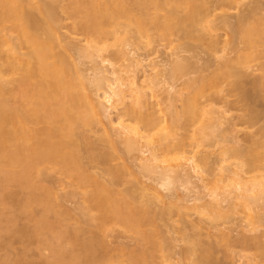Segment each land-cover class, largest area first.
I'll return each mask as SVG.
<instances>
[{"label":"bare ground","instance_id":"1","mask_svg":"<svg viewBox=\"0 0 264 264\" xmlns=\"http://www.w3.org/2000/svg\"><path fill=\"white\" fill-rule=\"evenodd\" d=\"M240 1L0 0V206L4 210L0 217L5 213L0 220L12 227L17 226L15 221L21 220L20 216L34 221V236L30 238H36L38 243L42 242L50 250L52 255L48 259L49 264H114L115 260L109 252L99 259L93 256L96 255L95 247H101L102 250L105 248V252L106 238L110 237L108 233L114 230V226L132 231L155 252L166 250L157 255L142 247L124 264H149L153 261L155 264H172L167 261L171 259L169 255L172 252L168 253V258L166 256L169 243L166 242L165 248V242L159 241L158 234L162 231H159L158 221L155 224V219H161L162 222L166 214L165 217L170 216L168 214L173 210H169V206L172 202L177 205L174 204L176 201L183 203L181 205L185 204V207L191 204L189 208L196 209V212L198 210V216L204 209V214H208L203 215H209L210 223L216 219L213 221L214 227L217 218L224 217L221 212L223 203H226L225 209L230 210L229 212L238 211L242 214V218L246 219L244 224L247 229L249 223H264V213L259 215V211H264V129L260 135H247L243 146L239 139L234 138L233 146L223 151V155L227 157L218 159L216 169L219 171V179L215 169L218 180L214 178L212 182L205 181L207 171L201 167L202 164L208 166L207 159H201L200 162L199 158L195 159L194 151L184 152L185 140L177 139L179 142L175 143L176 139L175 142L173 139L176 129H183V132H188L191 136L189 139L198 143L201 139L203 141L204 136H208L205 130L214 125L212 121L219 125L224 118V115H219V112L210 107L212 101L215 102V98L220 102L221 98L225 103L228 101L226 92L218 90L217 96L213 98L215 94L211 96L208 90L232 78L239 81L231 84L233 89L241 87L240 80L246 77L239 72L238 66L246 67L247 63H251L249 61L262 57L264 16L254 19L253 9H247L248 11H243L238 16L224 11L238 5ZM218 10L221 13L218 14ZM61 13L69 20L67 28L62 22ZM63 28L69 30H64L65 33L73 35L70 40H67L69 35L62 32ZM217 30L225 31L229 40L222 49L226 54L223 62L205 66L206 74H202V71L199 75L201 83L198 88L200 93L205 92V106L197 95L192 98L186 95L184 98L169 91L175 88L174 83H168L169 89L165 85L186 68L187 64L183 61H172L174 64L169 62L168 65L163 62L165 70L157 74L156 71L161 68L159 64L145 65L142 60L132 58L123 73L118 66L119 71L110 63L111 57L118 55L119 51L106 54L113 41H121V37L130 32L138 39L158 34L162 39L169 40L182 34L203 42L204 38L207 39L205 36H208V41L213 42L209 45L212 46L215 41L220 43ZM214 31L215 36H212L210 32ZM120 52L122 57L128 56L124 51ZM81 57L89 59L88 63L92 62L91 78L81 68V62L84 61L80 60ZM138 71H141V77L137 76ZM160 78H163L164 84ZM165 78L168 79L166 82ZM252 81L251 87L260 88L264 92V78ZM241 99L247 104L245 97ZM177 100L182 102L180 110L176 109ZM164 101L167 102V109L162 106ZM114 112H118L116 119L113 118ZM255 114L253 111L248 115L251 124L255 121ZM93 122H103L112 138H116L117 146L121 145L124 151L138 153L136 160L141 164L137 167L146 175L144 178L147 180L152 175V184H155L149 186L154 189L151 198L147 195L148 191L142 190L141 199L146 197L145 201L150 204L143 200L144 203H140L143 206L135 207L134 193L125 195L116 190L114 187L119 185L116 180L119 179L117 172L109 173L116 181L111 178L109 182H105L85 167L80 155L82 137L76 129ZM191 127H197L198 130ZM187 128H191L194 133L191 134V129L189 132ZM133 155L136 157L135 153ZM229 160H232L230 164ZM48 170L65 174L72 181L74 190L70 198L80 197L79 219L73 235H68L64 227L65 222L73 217L71 210L61 211L63 207L58 201L56 190L39 183L44 180L42 177L47 178L45 175ZM194 179L199 180V185L204 181L203 191L208 189L206 196L207 199H212H209L210 202L206 199L200 203L202 197L187 194L192 190L189 187L195 184ZM221 183L226 184L223 193L218 191ZM176 188L180 192L184 190L180 196V192L176 193ZM17 192L22 193L19 194L22 199L14 198L17 197ZM157 202L164 203V207L156 208L159 204ZM36 208L41 212H37L40 214L36 215L38 217L33 215ZM11 213L13 215L9 216ZM196 225L193 224L192 227L198 228ZM3 228L0 227V235L1 232L3 234ZM16 231L10 232L18 235ZM7 233L10 235L9 230L6 235ZM14 234L12 240L17 237ZM23 234L20 232V238ZM84 236L86 239L87 236L90 237L89 242L83 241ZM7 237L6 241L10 243ZM227 237L228 234L223 233L222 239ZM185 241L191 247L183 251V259L189 260L191 264L210 263V246H204L200 240H190L189 237ZM258 247L261 256H264V247L261 244ZM192 255H196L195 258L191 259ZM22 259L19 258V262L13 264H23ZM1 261L4 264L7 262L4 259ZM10 261L16 260H9V263ZM29 262L26 260L24 264ZM182 262L180 264H184Z\"/></svg>","mask_w":264,"mask_h":264},{"label":"rangeland","instance_id":"2","mask_svg":"<svg viewBox=\"0 0 264 264\" xmlns=\"http://www.w3.org/2000/svg\"><path fill=\"white\" fill-rule=\"evenodd\" d=\"M247 9L248 10L253 9L252 17L254 19H255V17L257 18L260 16H264V0H241L238 5H233L230 9H226L224 11H226L227 13H229L232 16L233 15L238 16L239 14H241V12L243 13V11L244 12L248 11ZM218 12L221 13V10H218L217 13ZM60 15H62V17H63L62 22L64 23V25L67 24L69 26V20L65 19L64 18L65 16L62 13ZM253 18L251 20H254ZM64 20H66V22H64ZM67 25L65 28H67ZM64 30H66V29L63 28L62 32L65 33ZM68 31L66 30V32H68ZM216 32H217L216 35L219 36L220 43L218 44L215 41V43L212 44V46H210V45L213 42L208 41V36H205V37H207V39L204 38L203 42L192 39V38L184 37L182 34H178L177 36H173L169 40L168 39L167 40L162 39L158 34H155V35L153 34L152 37H149V38L145 37V38L138 39L132 32H130L126 36L123 35L121 37L122 38L121 41H119V42L113 41L111 43V46L108 48L109 50H107L108 53L106 52V54L109 55V54H111V52L114 54V52L117 53L119 51L118 55H113L111 57V59H113V60L110 59V63L114 64V68H116V69L120 68L121 70H123V73H125L124 69H126L130 65L129 62H130V59L132 61V58L142 60V62L145 65L152 64V63L159 64V66L161 68L159 67L160 69H158V71H156L157 74H158V72L160 74L161 72H163L165 70V67L163 65L166 62H167L166 65H168L169 62H172V61H174V63H176V61L177 62L183 61L184 63L187 64L186 68H184L181 71L182 73L178 72L180 75L177 73V76H175V78L176 77H178V78H176V80H175V78L169 79V80L167 78H165V82L167 80L169 81V82L167 81L165 83V85H166V87L167 86L169 87L168 83L169 84L174 83V85L172 84L173 87H175L173 90L169 89L168 87L167 88L169 89V91L172 94L178 93L179 95L184 96V98L186 95L188 98H192L195 95H197L198 100H200L205 106V92H204V94L200 93L199 88H198V87H200V83H201V80L199 79V75L202 73V71H203L202 74H204V75L206 74L205 73V66H208V65L212 66L211 64H213V63L217 65L220 62H223L226 54L224 53L225 51H223L222 49H223L224 43L227 40H229V36L225 33V31L217 30ZM210 33L213 34L212 36H215V31L210 32ZM65 34H67V36L69 35L68 37L66 36L67 40H70L71 36L73 37V35H70V32L65 33ZM218 36H216L217 40H218V38H217ZM77 38H80V37H77ZM205 40H207V42ZM208 45H209V47H208ZM240 45L242 46V44H240ZM260 49H262V47H260ZM120 50L127 53L128 56L122 57L123 55L120 52ZM134 51L138 55L136 53H135L136 54L135 55L133 53ZM129 52L132 54H130ZM118 56L120 57V59ZM129 56H130V58H129ZM134 56H136V57H134ZM261 56L262 57H260L256 60L254 59V61L252 60L253 62L249 61L251 63H247L246 67H245V65H243V67L241 66V68H240V66H238L239 72H241L242 74L244 73V75L246 77L245 79L243 78L244 80H240V84L242 83L241 87H238V88L235 87L233 89V86L231 84H233L237 79L232 78V79H229L225 82L224 81L220 82V84H218L216 87H213L212 89L210 88L208 90V93L211 94V96H213L215 94L213 96V98L215 96H217L216 92L218 90L226 92L225 94L228 95V97H227L228 101L225 103V102H223L224 100L222 98H221V102H220V100H217V98H215L217 101L216 100H215V102H214V100L212 101L210 107L213 108L214 111L219 112L220 113L219 115H224V118L221 119V122L219 125L217 122L212 121L214 123V125L212 127H215V128L211 127L210 129L205 130V132L208 136L206 138L204 136L203 141L201 139L202 142L200 141L198 143L196 141H193V139H191V138L189 139V137H191V136L188 135V132L187 133L183 132V129H176L175 138H173L174 142H175V139H176L175 143L179 142L178 140H180V141L185 140V148L183 147L184 152L191 153L194 151L193 155L196 157L195 159L199 158L198 160H200V162H201V159L202 160L204 159V161H205V159H207L208 166L205 167L204 164L201 165V167L203 166V169H205L207 171V174L205 175V177L207 178V180H205L206 182H208V181L212 182L213 180L217 179L216 175L214 173V170L218 166L217 161H218V159L221 160L222 157L224 158V156L227 157V155H223V151L226 150V148L233 146L232 141L234 140V138L239 139V141H241L240 142L241 145L243 146L245 144L243 140L246 138L247 135H249V134L260 135L261 130L264 129V92L260 88L254 89L253 87H251V84H252L251 81L252 80H253L252 82H254L255 79L257 80L258 78L259 79L262 78V80H263V78H264V51L262 52ZM81 59L83 60L84 58L81 57L80 60ZM85 59H84V61L81 62L77 58V60H79L82 63V65H81V63L78 61L79 65H81V68L84 70V72L87 75L89 74L90 78H91L93 76V72L91 73V71H90V70H92V69H90L92 67V64H91L92 62L90 61L91 63H88L89 59H86V61H85ZM163 62H164V64H163ZM117 66H118V68H117ZM120 69H118V71ZM140 72L141 71L137 72L138 73L137 76L141 77L142 73H140ZM89 75H88V77H89ZM159 77H161V75H159ZM160 79L163 80V78H160ZM177 79H178V81H177ZM170 80H171V82H170ZM172 80H173V82H172ZM243 81H244V83H243ZM236 82L239 83L238 80ZM163 84H164V80H163ZM240 84H239V86H240ZM161 87L165 88V86H163V85ZM216 88H217V90H216ZM243 97H245V99H247L246 100L247 104L246 103L244 104V101H242L241 98H243ZM235 101H237V102H235ZM239 101H241V103ZM181 103L182 102L179 100L175 101L176 109H178V110L181 109V107H182ZM162 106H164V109H167V107H168L167 102L164 101ZM248 109H252V110H248ZM253 111L256 113L255 114V121L253 122V124H251L250 120L248 119V115H250L251 112H253ZM116 113L118 114V112L112 113L113 118H115V119L118 117V115ZM102 123L101 122H95V123L93 122L89 126L86 125V126H82L81 128L77 127L76 132L79 131L78 134L82 137L81 154H80L82 156V162L85 163L84 164L85 167L92 174L100 176L99 178H101V179L103 178V181L105 180V182H109V180H111V178H113V176H111L109 174L110 172H117L119 174L118 175L119 179H116V180H117L119 185L117 187H114V188L116 190L124 193L125 195H127L128 193H130V194L134 193L135 195L134 194L133 195L135 196V202H134L135 207L143 206V205H140V203H144L142 201L143 200L145 201L146 197H144L143 200L141 199L142 190L144 189V191H146V192L148 191L147 195L149 198L152 197V192L154 191V189L152 190L150 188L153 185L155 186L154 183L152 184V180H151V179H153L151 177L152 175L150 176V178H148L150 181L147 180L146 178H144V176L146 177V175H144L142 173V171L139 169V167H137L140 163L139 161L136 160L138 153L135 151L134 152L132 151L131 153L130 152L127 153L126 151L123 150V147L121 145L117 146L116 138L115 137L112 138L110 131L105 126V124H102ZM205 124H206V122H205ZM208 126H210V125H208ZM78 128H80V130ZM191 128H187V129H189L188 130L189 132H190ZM194 128H192V129L194 130ZM233 128L235 129L234 131H233ZM192 129L190 132L191 134L194 133V131ZM195 129L198 130L197 127ZM218 131L219 132L221 131V134H219ZM186 141L188 143H186ZM177 151H179V150H177ZM197 151H198V154L196 153ZM134 153L136 154V157L133 155ZM231 161L229 160L228 164H230ZM200 162H199V164H200ZM224 165H227V162H224ZM216 170H217V172H216L217 177L219 179V171H218V169H216ZM55 173H58V171L57 172L51 171V170L46 171V174L48 176L47 175H45V176L47 178L42 177L41 179H44V180H41V182L39 181V183L41 185L43 184V186L52 187L56 190V193L58 195V201L63 207V209H61V211L64 209L71 210L73 217H71L68 222H65L64 227H66L65 230L68 231L67 232V234L69 233L68 235H70V233H71V235H73V229L75 227H77V224H78L79 212H80V209H78V208H79V204H80L79 202H81V200L79 199L80 197L78 195H77L78 197L74 196V197L70 198V194L74 191L73 186L71 184L72 181L63 173H62L63 175L60 174V172L58 174H55ZM140 174H143V176ZM139 180H141V181H139ZM196 180L197 179L193 180V183L195 181V184H193L195 186L192 185V187L190 186L191 188L189 187V189H192L193 191L194 190L195 191L194 192H192V190L188 191L189 193L187 192V194H190V196H191V193H192V197L193 196L194 197L195 196L202 197L203 201L201 200L200 203H203L204 200L207 199L206 195L208 194V189H205V191H203V185L202 184L204 181L203 182L200 181L201 182L200 185H202V187H200L199 180H197V181ZM147 181H149V182H147ZM149 183H151V184H149ZM224 185H226V184L221 183L220 189H218V191L220 190L221 193H223L225 191L224 189H226L225 188L226 186H224ZM208 186H210V184H208ZM179 190H181V188ZM175 191H176V193L180 192V191H178L177 188ZM183 191L184 190H182L179 193V196H180V194L183 193ZM185 192H186V190H185ZM19 194L20 193L17 192V194H16L17 197L15 196L14 198H16V199L18 198L17 200L22 199V197L20 196L22 193L20 195ZM193 194H195V195H193ZM23 197H24V195H23ZM233 197H234V195L232 196V198ZM72 198H73V201H72ZM16 199H14V200H16ZM209 199L212 200L211 198H209ZM209 199H207L208 202H210ZM151 200H153V199H151ZM146 201H145L146 204H150V203H147ZM154 202H155V200H154ZM158 203L159 202H157V204ZM160 203L158 204V206L155 203V205L157 206L156 208L162 207V206L164 207V205H163L164 203H161L162 205H160ZM166 203H165V205H167ZM172 203H171V206H169V210H173L172 212L170 211V214H168L170 216L165 217L167 215L166 213L168 210V209H166V211H165L166 215L164 214L165 216L163 217L164 221L160 222L161 219H159V220H158V218H157V220L155 219V224L157 223L156 221H158L157 225L160 228L159 231L160 230L162 231L158 234L159 241L165 242L164 247L166 246V242L169 243V244H167L169 250H167L168 252H167L166 256L169 255L168 254L169 252H170V254L172 252V255H169V257L171 259L167 260V261H169L168 263L180 264L183 261L184 264H185V262L188 264H191L189 262V260H185L182 258V257H184L183 251L186 250V248L191 247V244H188V241H185V240H188V237H189L190 240H194V239H196L198 241L200 240V242L202 244H204V246H208V247L210 246L211 247L210 251H209L210 254L212 253V255H210L212 257V260H209L211 264H264V258H263L264 256H261V252H260L259 247H258V246H260V244L264 247V225H263L264 223H262V224L256 223L254 225V223L252 222V224L249 223L250 224V227H249V224H247L245 222L248 225V229H247L246 225L244 224V220H246V219L242 218V214L238 211H234V213H235V215H234V213L232 211L229 212L230 210L225 209L226 203H223L225 206L223 205L221 212L224 214V217L217 218L218 221L214 222L216 224L215 227H217V228H215L213 226V221H215L216 219L213 220L212 223H210L211 221H209V219H208L209 215H208V217H207V215L204 216L206 213L208 214V212H205V214H204V211H205L204 209H202L203 211H200L202 213V214L200 213V215H201V217H200V215L199 216L197 215L198 210L196 212V209L193 210L194 208H191L192 209L191 210L189 208V206H191V204L188 205L187 207H185V204L181 205L183 203L178 202V201L174 202V204L177 203V205H173ZM261 203H262V201H261ZM195 204L197 205L198 203L196 202ZM155 205L153 206L154 208H155ZM172 205H173V207L175 206L174 207L175 209H173ZM165 207H167V206H165ZM146 209H148V208H146ZM155 209H152V210L154 211ZM0 210H3V206H0ZM36 210L37 211H35V212L33 211V215H35V217H38V216H40L41 212L37 208H36ZM200 210H201V208H200ZM12 211H14V210L12 209ZM2 212H4V210L0 211V214ZM37 212H39L40 214ZM34 213H36V214H34ZM263 213H264V211L263 212L259 211V215H263ZM4 214L5 213L2 214L3 217H4ZM228 214H230L231 217ZM2 215H1V217H2ZM12 215L13 214L11 213L9 216H12ZM36 215H38V216H36ZM20 217H21L20 218L21 220L18 219L15 221L16 223H18L17 226L12 224L14 227H17V229L20 230L18 232L16 231L17 230L16 228L10 226L11 224L7 225L6 223L2 222L4 220H2V219H1L2 221L0 220V227L1 228H3V226L5 227V228H3L4 231L2 230L3 234L1 232V235H0V245H1L0 247L3 246L0 249V261H1V259L2 260L4 259V262H5V260L7 261L6 264H10L12 261H10V263H9V260H16V261L11 263V264H13V263L17 262V260L19 258L22 259V257H23L25 259V260L22 259L24 261V263L27 260V262L30 261L28 264H31V262H32V264H35V263L36 264H49L48 259H50L49 257H51V255H52L50 250L48 248H46V246L42 242L39 241V243H38V240L36 238L35 239H34V237L32 239L30 238L31 236H34V234L32 235V233H33L32 231H34L32 229L34 227V224H33L34 221L32 222V220L28 219L27 217L25 218L24 216L23 217L25 219H22L23 218L22 216H20ZM242 219H243V223H241ZM199 220H200V222H199ZM27 221L29 222L28 223L29 225L27 224ZM196 223H197V225H196ZM198 223L199 224L201 223V226ZM193 224L198 226V228L192 227ZM258 224H259V226H258ZM205 225L207 227H205ZM209 225H212V226L209 227ZM243 225H245V226H243ZM6 227H9V228L11 227V228L7 229ZM114 227H113L114 230L111 231V233H108V234H110L109 235L110 237L106 238L107 244H105V245L107 248L106 250H108V251L105 250V252H104L103 251L105 249L104 247H103L104 248L103 250L101 247H99V249H98V247H95L97 250L94 254H96V255H93V256L94 257L97 256V259L104 257V255H106V254L108 255V252H109L110 253L109 255L113 256V258L115 260L114 264H124L127 260H129L133 256V254L135 252H137L142 247L148 249L150 252L153 251V253H155L157 255H161L162 253L166 252V250L163 252H155L149 244L142 242L137 237V235L135 233H133L132 231L129 232L125 228H123L122 226H117V227L114 226ZM212 227H214L215 229L214 228H213L214 230L211 229ZM239 227H241V228H239ZM12 228H14V229H12ZM218 229L220 231H218ZM8 230H9L10 235L8 233H7V235H9L11 237V239H10V237H7V235H6V232ZM10 231L14 232V233L16 231L17 234L18 233L20 234V232L24 233L23 234L24 236H22L20 238L21 235H19V234L16 235L13 233L17 237H15L12 240V238L14 236H12L13 234H11ZM196 231H199L200 233L196 232ZM26 233H27V235H26ZM162 233H163V235H162ZM198 233H199V235H198ZM223 233L228 234V237H227L228 239L227 238H225V240L222 239ZM185 236H187V239ZM6 237L9 238V241H11L10 243L6 241ZM84 237H85L84 239L86 240V241L83 240L84 242H87L88 239L90 240V237L87 236L88 239H86V236H84ZM199 237H201V238H199ZM29 239H31V240L29 241ZM89 240H88V242H89ZM259 240H261V241H259ZM3 242H4V244H3ZM5 242H7L10 245L5 244ZM195 256L196 255H192L190 257H191V259H193V258H195ZM16 257H18V259H15ZM167 258H168V256H167ZM23 261H22V263H23ZM0 264H4V263H2V261H1ZM149 264H155V262L153 261V263L151 262Z\"/></svg>","mask_w":264,"mask_h":264}]
</instances>
